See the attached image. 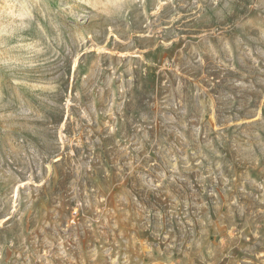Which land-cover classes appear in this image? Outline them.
I'll use <instances>...</instances> for the list:
<instances>
[{"label": "rangeland", "instance_id": "rangeland-1", "mask_svg": "<svg viewBox=\"0 0 264 264\" xmlns=\"http://www.w3.org/2000/svg\"><path fill=\"white\" fill-rule=\"evenodd\" d=\"M0 264H264V0H0Z\"/></svg>", "mask_w": 264, "mask_h": 264}]
</instances>
